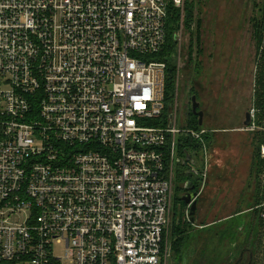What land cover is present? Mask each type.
<instances>
[{
  "label": "built area",
  "instance_id": "2783aa9c",
  "mask_svg": "<svg viewBox=\"0 0 264 264\" xmlns=\"http://www.w3.org/2000/svg\"><path fill=\"white\" fill-rule=\"evenodd\" d=\"M185 3L0 0V264H163L176 164L208 170V130L165 118Z\"/></svg>",
  "mask_w": 264,
  "mask_h": 264
},
{
  "label": "rangeland",
  "instance_id": "374dc122",
  "mask_svg": "<svg viewBox=\"0 0 264 264\" xmlns=\"http://www.w3.org/2000/svg\"><path fill=\"white\" fill-rule=\"evenodd\" d=\"M188 2L193 3L191 19ZM173 36V47L167 52L173 61V92L165 118L175 113L179 126L189 125L191 99L197 95L208 130L207 177H194L200 191L197 218L188 229V242L180 248L191 264L193 258H201L199 250L209 241V233L200 227L247 209L253 200L258 144L244 121L246 112L254 108L257 71L264 53V0H186ZM186 169L176 164L168 256L163 264L174 263L176 224L189 217V206L182 201L189 180ZM259 183L264 190V171ZM185 235H189L187 228ZM56 254L63 256L64 248L57 247Z\"/></svg>",
  "mask_w": 264,
  "mask_h": 264
},
{
  "label": "flooded vegetation",
  "instance_id": "af4514ba",
  "mask_svg": "<svg viewBox=\"0 0 264 264\" xmlns=\"http://www.w3.org/2000/svg\"><path fill=\"white\" fill-rule=\"evenodd\" d=\"M188 181H191L195 186L192 191L200 195L198 184L194 179ZM254 196L255 190L252 196L253 200L248 202L247 209H239L229 218L226 217L224 220H215L200 227V230H206V233H209V241L207 245H204V247L199 250L202 251V255L199 260L197 259V264H256V262L261 264L263 262L264 203L255 205ZM186 205L189 206L188 204ZM257 210H260L258 216L256 213ZM242 216L244 218L247 217V219H244ZM196 218L197 214L193 219L189 209V217L184 218V220H188L191 224H194ZM261 221L263 223L262 226L260 225ZM254 232H256V234H254ZM257 234H259L260 238L256 237ZM261 240H263L262 243ZM223 244L225 245L224 248L219 247V245ZM209 250L210 255L207 257V252H209ZM199 251L197 252L198 256ZM185 258L187 259V256ZM186 259L184 264H187ZM194 260L193 258V263L191 264H194Z\"/></svg>",
  "mask_w": 264,
  "mask_h": 264
},
{
  "label": "trees",
  "instance_id": "16d2710c",
  "mask_svg": "<svg viewBox=\"0 0 264 264\" xmlns=\"http://www.w3.org/2000/svg\"><path fill=\"white\" fill-rule=\"evenodd\" d=\"M189 3V2H188ZM188 5V14L189 19L193 17V3H189ZM186 5V6H187ZM181 17V9L176 7L175 5H170V11H169V18H168V25H167V42L165 44L164 49L158 54L159 59L162 60L164 63H166V71H165V100L168 102L169 96L173 92V61L170 57H168L167 52L168 49L173 47V41H174V32L177 25H179V20ZM262 61L259 65V69L257 71V77H256V92L254 97V109H255V119L254 122L256 124V129L253 131L254 137L253 141L257 139L255 142L258 144L257 148L258 151L255 154L254 163L255 166L254 170V179H255V196H254V203L255 205H259L261 203H264V190H262V186L259 183L260 176L263 174L264 167V156L261 154V146L264 144V53H263ZM189 126L193 127L194 129L201 128L199 125L198 117L194 115V113H189ZM208 139H210L208 137ZM181 141V140H180ZM181 143V142H180ZM182 144V143H181ZM179 146V150L181 152H190L191 149L197 148V142H195L194 139L187 137L184 139V144ZM184 167L185 165L181 163ZM187 179H194L191 175L185 176ZM261 182V181H260ZM186 184V183H185ZM185 189V188H184ZM183 201V199H182ZM184 202V201H183ZM185 203V202H184ZM257 216L260 214V210L256 211ZM260 225L262 226L263 223L261 221ZM192 226V224L188 220H179V223L176 224L175 233L177 235L176 239L174 240V247L175 250L174 254V260L173 264H184L186 254L184 250V245L188 242V238L190 237V231L188 230L189 227ZM187 228V233L189 235H185V229ZM189 231V232H188ZM256 234V232H254ZM264 236V234H263ZM257 238H260L259 234L256 235ZM263 240H261V243ZM180 248H182L180 250ZM180 251H182L183 257L181 256ZM198 260H194V264H197ZM256 264H259V262H256Z\"/></svg>",
  "mask_w": 264,
  "mask_h": 264
},
{
  "label": "water",
  "instance_id": "95a60500",
  "mask_svg": "<svg viewBox=\"0 0 264 264\" xmlns=\"http://www.w3.org/2000/svg\"><path fill=\"white\" fill-rule=\"evenodd\" d=\"M191 102H192V112L194 113V115L198 117L199 125L202 126L204 123L205 113L202 109H200L201 104L200 101H198L197 95L192 96ZM251 123H252V113L251 111H249L246 114V119L244 121V124L245 126H249ZM190 159H191L190 155L187 154V161ZM183 163H185V161H183ZM184 188L186 192L183 194L182 199L186 204L190 206V215L193 216L194 219V216L197 214L198 193L192 191L195 188V186L192 184L191 181H188L185 184Z\"/></svg>",
  "mask_w": 264,
  "mask_h": 264
},
{
  "label": "crops",
  "instance_id": "0c3cea01",
  "mask_svg": "<svg viewBox=\"0 0 264 264\" xmlns=\"http://www.w3.org/2000/svg\"><path fill=\"white\" fill-rule=\"evenodd\" d=\"M243 190H244V188H243Z\"/></svg>",
  "mask_w": 264,
  "mask_h": 264
}]
</instances>
